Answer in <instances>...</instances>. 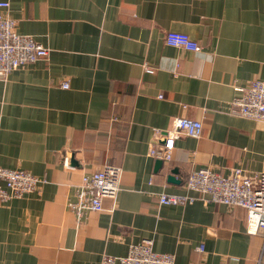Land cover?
Segmentation results:
<instances>
[{"label": "crops", "instance_id": "crops-1", "mask_svg": "<svg viewBox=\"0 0 264 264\" xmlns=\"http://www.w3.org/2000/svg\"><path fill=\"white\" fill-rule=\"evenodd\" d=\"M8 2L0 13L49 54L0 80V167L45 180L0 204V264H101L144 240L174 264H264L244 209L185 188L199 168L264 170L263 125L230 106L235 87L264 82V0ZM170 31L201 50L166 45ZM175 117L201 135L175 140L158 165L149 149ZM106 165L121 169L120 190L79 221L66 205ZM161 193L194 199L164 205Z\"/></svg>", "mask_w": 264, "mask_h": 264}, {"label": "built area", "instance_id": "built-area-1", "mask_svg": "<svg viewBox=\"0 0 264 264\" xmlns=\"http://www.w3.org/2000/svg\"><path fill=\"white\" fill-rule=\"evenodd\" d=\"M8 7V0H0V9L5 10ZM164 43L191 52L201 50L197 41L179 32L165 33ZM48 54L49 50L33 37L17 34L14 21L0 13V80H5L17 69L46 60ZM144 70L150 74L154 72L147 66ZM61 87L67 88V82H63ZM234 90L237 95L230 102L232 112L239 117L259 122L264 127V82L252 80L244 87H235ZM201 132L202 124L199 121L175 117L168 131L157 133L155 141L158 145L151 147L148 154L155 159L168 162L171 160L175 140L184 137L197 139ZM120 177L119 167L104 166L83 179L76 192L75 201L67 203L66 206L79 221L88 212L102 211L103 199L116 198L120 190ZM44 182L45 180L29 172L0 167V204L38 192ZM185 188L200 194L205 203L221 204L231 210L244 209L247 232L251 235L260 233L264 237V170L246 174L240 169H235L230 175L222 176L208 168H199L189 173ZM158 199L164 205H184L194 198L161 193ZM199 249L201 250V247ZM101 264H174V256L155 252L151 241L144 240L131 244L123 257H103Z\"/></svg>", "mask_w": 264, "mask_h": 264}, {"label": "water", "instance_id": "water-1", "mask_svg": "<svg viewBox=\"0 0 264 264\" xmlns=\"http://www.w3.org/2000/svg\"><path fill=\"white\" fill-rule=\"evenodd\" d=\"M158 161V165H160V163H162V161L161 160H157ZM169 181H171V182H176V181H174V179L172 178V177H169Z\"/></svg>", "mask_w": 264, "mask_h": 264}]
</instances>
